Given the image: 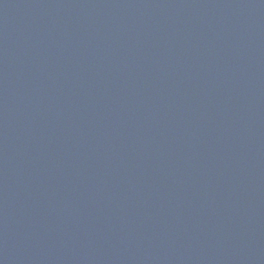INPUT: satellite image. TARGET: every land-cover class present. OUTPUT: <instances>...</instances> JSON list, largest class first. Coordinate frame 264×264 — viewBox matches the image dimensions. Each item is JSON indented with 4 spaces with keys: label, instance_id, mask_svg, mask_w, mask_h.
<instances>
[{
    "label": "water",
    "instance_id": "95a60500",
    "mask_svg": "<svg viewBox=\"0 0 264 264\" xmlns=\"http://www.w3.org/2000/svg\"><path fill=\"white\" fill-rule=\"evenodd\" d=\"M0 264H264V0H0Z\"/></svg>",
    "mask_w": 264,
    "mask_h": 264
}]
</instances>
